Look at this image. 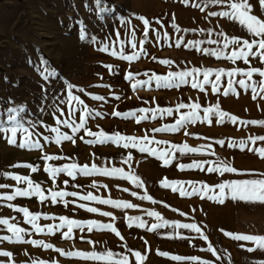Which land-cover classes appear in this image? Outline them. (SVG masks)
I'll return each instance as SVG.
<instances>
[{"label":"crops","instance_id":"1","mask_svg":"<svg viewBox=\"0 0 264 264\" xmlns=\"http://www.w3.org/2000/svg\"><path fill=\"white\" fill-rule=\"evenodd\" d=\"M248 3L252 6V14L264 18V6L260 5V0H248ZM146 4L145 8L142 7V12H139L140 15L149 18L152 24L147 36L142 30V22L137 18H129L131 23L123 24V34H127L128 38L131 37L130 42L137 43L138 49L141 51L142 45H146L145 59L170 60V72H177L178 61H183L181 66L189 71L193 68L205 69L211 67L227 70L236 67L264 66V63L255 57L252 58L251 65H246L243 60L233 63L225 58L218 59L215 56H209L190 45L185 46L190 40H200L203 41L200 45L201 48H217L218 45L210 43V41L221 39L220 46H222V38L218 35L221 32L228 36L237 35L247 38L246 30L239 26L237 22L226 17L211 15L213 11L217 13L222 11L225 5L213 4L211 0H190L187 5L183 4L181 0H146ZM195 4H199L200 7H193ZM173 17L180 26L181 30L179 32L172 27ZM157 20L160 23H157ZM185 28L196 29V31L185 32L183 31ZM200 29H204V31L201 32ZM157 33H159V37H157ZM165 33H167V36H165ZM178 38L183 40L179 47L176 46ZM194 61H201V65L194 63ZM239 78V76L235 77V79ZM188 79L190 82L185 85V89L192 92V94L189 95L186 104L200 103L199 114L201 117L204 116V107L219 102L223 110L240 117L242 120L264 119V98L257 96V99L253 100L250 89L246 92L236 84L234 87H236L239 95L231 93L227 97L223 95V89L227 87L228 77L226 75L221 78L220 92H213L210 83L204 85L203 91L199 88L193 89L191 87L192 78L188 77ZM197 79L203 81V74H199ZM209 79L214 81L215 75L213 74ZM54 103L46 109L45 114L40 119L43 123H38L35 128L30 129L33 133L32 138L39 140L42 145L41 148L20 149L8 145L4 137L1 138L3 154L6 157L13 158L0 172V197H3L6 193H14L17 187H27L26 182H18L11 176L5 175V173H13L20 176L26 175L34 182L39 183L48 199L41 202L36 196L16 197L12 201L0 198V219L8 218L11 223L29 229L31 235L27 237L28 239H43L52 243L55 248L65 250V248L71 247V250L90 251L95 247L98 251L110 249L116 253L124 252L125 254L128 253V249H131L133 252L141 251L147 254L148 258L145 264H197V262L190 260L174 261L171 259L172 255L199 256L201 259H211L214 264H257L258 261L264 260V251L249 252L247 248L252 247L250 242L233 241L231 238L225 237L220 231L223 228L226 231L264 234V205L232 201L231 199H226L223 204H220L207 199V197L201 198L199 195L181 196L179 191L173 192L171 188H165L161 183L165 179L169 181L179 180L183 183L177 187L183 186L190 191L191 184L188 183L189 181L197 182V187H199L201 183L215 185L225 180L252 178L239 173H212L207 171L208 167L215 166L221 161L238 169L264 172V158H260L254 151H249V148L264 147V142L257 141L255 145L249 142L248 147L243 150L239 147L229 148L227 146L231 140L236 141L238 144L240 139L264 135V126L244 125L239 121L232 124L227 120L224 124H218L215 122L217 119L215 116L212 117V124L202 120L190 123L185 131L177 133L169 139H155V141H167V144L153 142L149 145L153 148H167L173 152L174 159L172 163L164 165L162 161L150 153H141L138 148H124L123 142L119 145L111 141L103 144L99 142L86 143L88 139L93 138L88 136L84 129L73 133L67 125L56 123L59 118L60 120L67 119L74 124H79V116L85 115L81 112V106L76 102L69 105L66 91ZM61 113H64V115L61 116ZM88 124H91V122H88ZM85 125H87V122ZM53 127H59L61 132H67L70 136H73L75 143L62 141L61 144H56L54 139L56 134L51 132ZM89 129L91 130V127ZM46 136L49 139L46 140ZM80 137H84V139H80ZM18 139H23V134L18 135ZM220 139L225 140V145L221 146L216 143ZM185 142L191 147H200L210 143L212 149L205 148L200 152L184 154L172 150L171 146L173 144H183ZM46 154L59 158L45 160L43 157ZM129 155L131 159H128ZM196 160L211 163H205L203 170L197 168L181 169L179 167L180 164H191ZM71 163L81 166L86 164L89 167L95 164L100 168H121L126 173L139 176L143 187H138L137 184L120 175L93 173L86 176L78 172L74 177H69L67 173H60L54 179L45 171L48 165L62 167ZM25 164L36 166L37 171L33 172L30 168L22 166ZM65 180L68 181L67 184L64 183ZM61 190L69 193L78 192L79 195L64 197L63 199L69 202L67 206L63 201L51 203L50 191ZM133 192H136L137 195L133 196ZM89 193L102 199L126 200L136 204L137 207L129 209L115 208L112 205L101 204L99 201L81 199L82 196ZM145 193L152 196L153 199H142ZM82 203L88 204L89 207H98L101 211L90 213L86 208L79 207ZM9 204L14 207H9ZM19 207H27L34 213L40 212L42 215L38 223L42 226L59 224L60 216H68L77 220L94 219L102 223L111 221L116 225L124 240L107 230L88 232L86 228L84 231L74 229L75 238L73 241L64 240L65 238L62 237L61 232L66 229L56 232L54 235L36 233L31 230L32 226L25 221L23 213L18 211ZM105 211L112 212L114 219L103 216L102 213ZM149 211L159 212L162 220L179 221L182 224L197 223L218 250L219 259L205 250L209 241L202 240L196 233L188 229H177L174 225L169 224L154 231H149L148 228L152 224L162 223V221H157L155 217L149 216ZM44 214L49 218H46ZM129 216L140 217L148 227L140 228L137 222L130 225L127 219ZM175 232H180L185 239L175 236ZM169 233H172V235L170 236ZM5 235H10L7 226L0 224V237ZM81 237L85 238L81 239ZM240 244H244L245 247H240ZM55 248L44 249L30 244L14 243L0 239V250L13 252V257L4 258L0 256V261L8 264V260L11 259L15 261V264H30L31 260L35 258L40 260L41 258L52 264L50 251L55 250ZM161 251L168 252L170 255L168 257L160 256L159 252ZM131 259L134 261L135 258L131 257ZM56 260L59 261V264H97V262L86 261L81 258L67 261L65 256L59 253Z\"/></svg>","mask_w":264,"mask_h":264},{"label":"snow or ice","instance_id":"2","mask_svg":"<svg viewBox=\"0 0 264 264\" xmlns=\"http://www.w3.org/2000/svg\"><path fill=\"white\" fill-rule=\"evenodd\" d=\"M103 0H95L96 7L99 13H104L111 11V9L107 7H102ZM181 2L187 5L190 0H181ZM213 4H221L225 5L222 11L211 13L212 16H221L226 17L229 20L235 21L241 26L243 29L246 30V37L242 38L237 35H225L223 32L219 33L218 35L222 38V46L221 39L212 40L210 43H215L218 45L217 48H201L200 45L203 41L200 40H190L185 45L191 46L198 51H202L209 56H215L219 58H225L227 60L232 61L235 63L236 61L243 60L246 65L252 64V58H257L260 62L264 63V18H260L257 15L252 14V6L248 3V0H211ZM260 5L264 6V0H260ZM193 7L199 8V4L193 5ZM203 10V9H201ZM103 19V17H100ZM137 19L142 22L143 25V32L145 36L148 34L149 28L152 26L151 21L149 18L145 17L144 15L137 16ZM71 20V18H70ZM122 24H130L131 21L126 17L120 18ZM77 24H80L81 27L79 29V39L82 41H87L91 39V42H96V36L90 35L86 26H84L83 20H76ZM160 23L159 20L156 21ZM60 23L63 24V20H60ZM172 27L176 29V31H180V26L175 22L173 17ZM183 31H196V29H183ZM201 32L204 29H200ZM250 34V35H249ZM119 36V33H117ZM167 36V33H165ZM157 37H159V33H157ZM183 42L182 38H178L176 40V46L179 47ZM135 47V44H133ZM230 49V51H228ZM101 52L110 53L113 57H119L126 61H133L138 59V55L133 53L131 55H125L123 47L119 49V51L114 46H109L106 43L101 42V46L98 49ZM27 62L29 64H34L37 68V71L41 78L45 82H50L54 77L57 76V71L50 65V62L44 58L43 54L41 53L40 57L38 58V64H35L31 58L29 57ZM163 64L171 63L169 60L161 61ZM105 68L109 71L114 70V66L111 64H105ZM203 74V81L197 79L199 74ZM215 75V80H210L209 77ZM227 76V87L223 89V95L227 97L230 93L239 95L237 92L236 87L234 85L238 84L241 88H243L246 92L250 89L251 90V98L253 100L257 99V96L264 98V66H248L245 68L236 67L231 69H224V68H193L190 71H180V72H169L166 76L160 75H153L149 78L148 81H140L135 80L132 83V87L135 89L138 85H143L150 83L152 79L155 80L157 87H164V88H171V87H180L182 84H188L190 81L188 77H191V87L193 89L199 88L202 91L204 90L205 84H211L213 92H220V82L223 76ZM239 76V79H235V77ZM256 77V78H254ZM130 82L134 80V74L132 72H128L127 76L125 77ZM5 82L12 83L13 87L19 86V81L11 82L9 78L5 75L3 77ZM66 84V95H67V103L69 105L72 102H76L81 106V112L85 113V115L79 116L80 123L74 124L73 122L65 119L60 120L59 118L56 120V123L59 125L61 123L67 125L69 128L72 129L73 133L78 132L80 129H84L87 132L88 136L92 137L93 139H88L86 143L93 144L99 142L101 144L111 141L117 145L123 142L124 148H138L141 153H150L152 156L157 157L160 161L163 162L164 165H169L172 163L174 159L173 152L167 148H153L149 145L151 143H158V144H167V141H155V138L149 139L148 136H126L122 135L119 132H114L109 134L103 130L99 132H93L85 126L86 118L88 114H91V110L85 104V101L81 99L79 95H76L73 92V89L77 88V85L64 81ZM42 100L46 99L48 89L42 85ZM78 91L80 93H84V88H79ZM89 95H92L90 92ZM94 100H104L105 97L101 95L93 96ZM9 103H14L11 98H9ZM26 105L20 104L16 106H12L6 109L8 116H7V126L0 125V133H3L4 139L8 145L16 146L20 149H39L42 147L39 140H34L32 138L33 133L30 129L35 128L38 123H43L42 120L31 119L27 121V126H25V122L22 118H20V114L24 111ZM187 108V112H181L179 118L176 119L174 124L164 125L161 128L154 129L155 132H179L182 129H185L186 126L190 123H195L198 120L207 121L208 124H212L213 120L212 117L215 116L216 123L224 124L225 121H229L232 124H236L238 121L244 125H257V126H264V119H251V120H242L240 117L231 114L221 108L219 102L209 105L208 107L203 108L204 116L201 117L199 112L201 109L200 103H191V104H184L180 103L176 105V110L179 111L180 109ZM71 110V108H70ZM41 111L43 108L41 107ZM140 113H148L153 112L155 113L159 111L161 114L172 115L173 109L171 108H163V109H147V108H140L138 110ZM117 117H135L137 123L140 120L146 119V116L137 115L136 111H129V112H120L115 111L112 113ZM47 127V125H46ZM51 132L55 133V143L61 144L62 141H71L75 143V138L70 136L67 132H61L59 127L51 128ZM18 133L23 134V139H18ZM187 134V133H185ZM45 139H49V137H45ZM83 139V137H80ZM257 141L264 142V135L260 136H249L247 139H240L239 143L237 144L236 141L231 140L228 143L229 148H236L239 147L241 150L248 147V143L251 142L253 145L256 144ZM217 144L223 146L225 145V140L220 139L216 141ZM172 150L178 151L181 154L184 153H195L200 152L203 149L207 148L209 150L212 149V144L201 145L200 147H191L187 142L183 144H173L171 146ZM249 151H254L260 158H264V147H256V148H249ZM214 154V153H213ZM45 160H54L58 159L59 157L45 155L43 157ZM128 159H131L129 155ZM206 162L202 160L193 161L191 164H180L179 167L181 169L184 168H197L203 170ZM21 166V165H16ZM24 167L30 168L33 172L37 171V167L32 164H25L22 165ZM45 171L48 172L54 179L60 173H67L69 177H74L78 172L82 173L86 176L92 175L93 173H101L103 175H120L126 179L131 180L133 183L137 184L138 187H143V184L140 180L139 176L132 175L130 173L124 172L121 168H100L97 167L95 164L89 167L88 165H78L76 163L65 164L62 167H54L52 165H48L45 168ZM208 172H228V173H239L241 175H248L252 178H241V179H233V180H225L222 183L215 184V185H208L205 183H201L199 187H197V182L189 181L188 183L191 184V190H186L183 186L177 187L182 185L183 182L179 180H163L161 181L162 185L165 188H171L173 192L179 191L181 196H192V195H199L201 198L207 197V199L218 202L223 204L226 199H231L232 201H239L244 203H251V204H261L264 205V172H258L256 170H249V169H238L232 166L229 163L219 162L215 166H210L207 168ZM6 176H11L16 181H24L27 184V187L20 188L17 187L14 193L11 194H4L3 197L8 201L14 200L16 197H32L36 196L40 199L41 202H44L48 197L45 195L44 190L41 188L39 183L34 182L28 176H20L15 175L13 173H5ZM65 184L68 183L67 180L64 181ZM218 189V191H217ZM78 192H67V191H50L51 196V203H57L58 201H63L65 206L69 203L67 200L63 198L66 196L76 197L78 196ZM133 196H136L137 193L133 192ZM81 199L85 201H99L101 204L112 205L115 208H136L137 205L130 203L126 200H113V199H102L100 197L94 196L91 193L84 195ZM142 199L152 200V196L145 195ZM9 207H14L12 204L8 205ZM80 208H86V210L90 213H98L101 210L98 207H89L86 204H80ZM18 211L23 213L25 221L27 224L32 226L31 230H34L36 233H46L48 235H54L56 232H60L63 229L65 231L61 232V235L65 239H71L74 234V229H79L80 231H84L85 228L88 232H92L94 230L100 231H110L115 233L116 236L120 237L121 240H124V237L121 235L120 231L116 227L113 222L102 223L98 220L88 219V220H77L73 218H69L68 216H60L59 217V224H47L41 225L38 223L40 216L42 215L40 212H31L27 207H19ZM47 217L46 214H44ZM103 216L113 218V213L110 211H105L102 213ZM149 216L155 217L157 221H162V223H154L151 227L148 228L149 231H154L160 227L165 225L172 224L177 229H188L191 232L196 233L202 240L209 241V236L205 234L202 228L197 223H180L179 221H168L162 220V217L159 212L156 211H149ZM51 219H56L55 217H50ZM129 224L131 225L133 222H137L138 227L146 228L148 225L144 220L140 217H132L129 216L128 218ZM0 224H4L7 226V230L10 235H5L0 237L2 240H7L14 243H23V244H30L36 247H42L44 249H54L55 246L52 243L46 242L43 239H28L31 235V231L27 228L20 227L16 223H11L8 218L0 219ZM225 237L231 238V240L236 242H250L252 247H248L247 250L249 252L261 250L264 251V234H248L243 232L237 231H226L223 228L220 229ZM171 236L172 233H169ZM175 236L181 237V239H185L181 236L180 232H175ZM84 239V237H81ZM93 243L92 241H89ZM240 247H245L244 244H240ZM208 253H211L212 256L217 257L219 259L218 250L213 246V244L209 241L207 244V248L205 249ZM55 251L62 256L65 257H75L81 258L86 261H93L97 262V264H145L147 260V254L142 253L141 251H132L128 249V253L125 254L124 252L116 253L110 249H105L103 251H98L93 247L90 251H82V250H69L65 251L62 248H55ZM160 256L168 257L170 254L168 252L161 251L159 252ZM0 256L4 258H11L13 257V252L0 250ZM134 257V261L131 259ZM171 259L174 261H194L197 264H214V261L211 259H201L199 256H181V255H172ZM0 264H5L4 261H0ZM8 264H15L14 260L9 259ZM30 264H49L47 260H31ZM52 264H59V261H53ZM257 264H264V260H260Z\"/></svg>","mask_w":264,"mask_h":264},{"label":"rangeland","instance_id":"3","mask_svg":"<svg viewBox=\"0 0 264 264\" xmlns=\"http://www.w3.org/2000/svg\"><path fill=\"white\" fill-rule=\"evenodd\" d=\"M101 6L111 11L99 13L95 0H0V125L7 126L6 109L20 104L26 105L20 114L25 126L28 120L37 118L40 120L46 109L65 93L64 81L67 80L77 85L73 92L79 95L91 110L85 126L88 129L91 127L93 132L101 130L109 134L119 132L126 136H148L151 140L153 137L169 139L186 130L185 128L179 132L154 131L164 125L174 124L181 112L188 111L187 108L176 110V105L186 104L189 95L192 94L186 91V84L178 88L157 87L155 80L152 79L150 83L138 85L135 89L132 87L135 80L148 81L153 75L166 76L171 71L170 63L163 64L161 63L163 60L145 59L146 45H142L141 51L137 43L129 41L131 37L123 34L120 18L122 16L128 19L137 18L141 10L147 6L146 0H103ZM61 19L63 24L60 23ZM76 20H83L90 35L96 36L95 43L91 42V39L87 41L79 39L81 25L77 24ZM135 40L137 41L136 36ZM101 42L110 47L114 44L118 51L123 47L125 55L136 53L138 59L129 62L113 57L110 53L101 52L98 50ZM41 53L57 71V76L50 82H45L34 64L27 62L30 57L38 64ZM182 62L178 61L177 72L185 71L181 66ZM194 63L201 65V61ZM105 64L113 65L114 70L109 71L104 67ZM128 72L134 74V80L131 82L125 78ZM5 75L11 82L18 80L19 86L13 87L12 83L5 82L3 80ZM42 85L48 89L44 100ZM81 87L85 89L84 93L78 91ZM89 92L92 95H89ZM95 95L104 96L105 99L94 100ZM9 98L14 103H9ZM140 108H171L173 112L172 115H167L157 111L154 115L151 111L140 113L138 111ZM115 111H136L137 115L147 118L137 123L135 117L113 115ZM2 137L3 133H0V172L13 158L8 156V159L3 154ZM74 238L73 234L71 239L64 240L73 241ZM71 249L68 247L65 251ZM57 255L55 250L50 251L52 261H57ZM65 258L67 261L76 259Z\"/></svg>","mask_w":264,"mask_h":264}]
</instances>
